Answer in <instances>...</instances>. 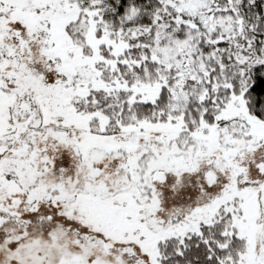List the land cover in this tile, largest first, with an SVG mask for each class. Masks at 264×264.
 <instances>
[{
	"label": "snow or ice",
	"instance_id": "1",
	"mask_svg": "<svg viewBox=\"0 0 264 264\" xmlns=\"http://www.w3.org/2000/svg\"><path fill=\"white\" fill-rule=\"evenodd\" d=\"M0 264H264V0H0Z\"/></svg>",
	"mask_w": 264,
	"mask_h": 264
}]
</instances>
